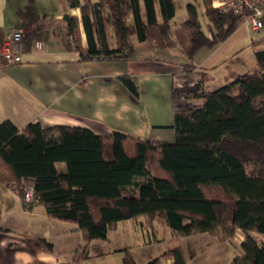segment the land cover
I'll return each instance as SVG.
<instances>
[{"label": "trees", "instance_id": "trees-1", "mask_svg": "<svg viewBox=\"0 0 264 264\" xmlns=\"http://www.w3.org/2000/svg\"><path fill=\"white\" fill-rule=\"evenodd\" d=\"M156 1L67 0L71 8L80 9V16L43 15L34 27L52 29L81 59L126 58L134 50V36L160 49L180 44L194 58L200 49L214 48L230 37L242 18L232 10L221 12L214 0H204L215 27L209 36L196 4L189 3L188 17L175 28L174 38L170 20L176 14L175 0H158L162 22ZM5 34L0 28V43ZM255 56V72L212 91L200 83L198 96L204 105L175 112L173 141L120 129L102 135L81 126L45 127L40 121L20 128L5 119L0 122V181L22 183L31 177L48 215L77 223L86 241L107 239L121 220L145 215L152 223L162 215L178 236L207 232L224 241L241 228L246 232L243 254L229 264H264V242L250 233H264V49ZM119 78L139 95L131 75ZM29 240L38 248L54 249L44 238ZM120 250L127 254L125 264H138L129 246ZM85 256L83 248L74 261L60 264H74ZM164 258H173L172 264L187 261L177 244L145 264H162Z\"/></svg>", "mask_w": 264, "mask_h": 264}, {"label": "crops", "instance_id": "crops-1", "mask_svg": "<svg viewBox=\"0 0 264 264\" xmlns=\"http://www.w3.org/2000/svg\"><path fill=\"white\" fill-rule=\"evenodd\" d=\"M27 4L28 0H0V28L5 33L10 29L24 33V60L0 62V122L11 119L20 128L40 121L45 127L81 126L102 135L120 129L138 137L173 141L175 112L204 105V99L198 96L200 83L202 88L212 91L259 69L256 59L253 68L234 61L242 53L240 50L224 54L229 37L214 48L200 49L194 58L180 44L160 49L134 36V50L126 58L81 59L79 52L65 48L52 29H43L62 41L58 55L54 56L40 39L29 44L28 33L43 15H26L22 9ZM68 8L66 13L70 14L79 9L69 5ZM156 9L162 22L158 0ZM211 24V30L206 32L209 36L215 29ZM81 30L86 46L83 26ZM261 49L264 47L257 50ZM123 74L134 78L140 91L138 96L120 80ZM145 219V215H139L136 222L144 226ZM34 237L51 242L53 251L34 246L29 240ZM92 241L84 239L77 223L50 217L39 203L26 205L15 182L0 181V264H60L74 261L83 248L87 256L74 264H84ZM173 261L169 258L168 264Z\"/></svg>", "mask_w": 264, "mask_h": 264}, {"label": "rangeland", "instance_id": "rangeland-1", "mask_svg": "<svg viewBox=\"0 0 264 264\" xmlns=\"http://www.w3.org/2000/svg\"><path fill=\"white\" fill-rule=\"evenodd\" d=\"M189 1L196 3L202 27L206 32H209L212 24L206 14L203 0H175L176 14L171 19L172 31L187 17ZM68 10L67 0H28V4L22 9V12L26 15L30 13L44 15L47 12L58 16ZM73 13L80 15V10L76 9ZM128 21L132 22L133 17L129 16ZM109 30L112 33L110 27ZM263 37L264 27L260 31L252 32L245 19L241 18L235 32L224 44V54L227 52L231 54L232 50H240L242 53L230 60L239 61L240 64L253 68V61L256 59L255 51L264 47ZM28 39L30 45L33 41L42 40L54 56L58 55L60 46H62L61 39L53 36L50 30L37 31L31 27ZM111 41L114 44L112 36ZM110 231L109 239L92 241L89 257L84 264H125L124 257L127 254L125 250H120L125 246L130 247V254L138 264H145L151 258L161 255L165 250L177 244H181L184 248L187 257L186 264H229L235 256L243 254L241 244L246 236V232L240 230H236L231 238L224 241H221L218 235L207 232L178 236L162 215H157L152 223H149L146 218L144 226L136 222V218L121 220ZM250 233L259 242H264V233L257 231ZM116 248L117 251H115ZM106 250L109 251L105 253ZM110 250L112 251L110 252ZM168 259L164 258L162 264H168Z\"/></svg>", "mask_w": 264, "mask_h": 264}, {"label": "built area", "instance_id": "built-area-1", "mask_svg": "<svg viewBox=\"0 0 264 264\" xmlns=\"http://www.w3.org/2000/svg\"><path fill=\"white\" fill-rule=\"evenodd\" d=\"M213 5L221 12L232 10L242 15L252 32L260 31L264 27V0H215ZM23 54V31L20 29L8 30L0 43V62L2 60L13 63L22 62ZM16 186L20 191H23L22 200L26 205L38 203L31 177H25L23 182L16 183Z\"/></svg>", "mask_w": 264, "mask_h": 264}]
</instances>
